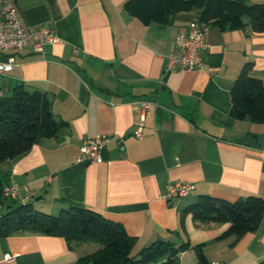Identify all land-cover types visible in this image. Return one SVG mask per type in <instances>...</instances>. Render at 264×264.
Here are the masks:
<instances>
[{
	"label": "crops",
	"instance_id": "1",
	"mask_svg": "<svg viewBox=\"0 0 264 264\" xmlns=\"http://www.w3.org/2000/svg\"><path fill=\"white\" fill-rule=\"evenodd\" d=\"M15 1L27 30L42 26L61 38L46 43L43 53L30 39L0 54L1 60L15 58L13 69L0 73V96L17 87L39 90L60 121L56 135L0 163L2 177L29 187L24 202L53 214L73 205L95 210L135 237V252L158 240L185 245L178 264H198V248L205 264H258L264 213L254 230L234 241L220 237L228 222L199 225L183 210L203 194L264 199V121L229 113L230 90L246 62L264 83V32L252 31L245 17L242 28L210 25L202 64L166 71V56L176 50L193 11L145 24L126 10L127 0ZM141 100L156 102L144 119ZM100 133L110 136L102 160L78 161L82 140ZM175 180L194 188L163 199ZM91 247L19 231L0 237V264H76L97 249ZM5 253L13 260L4 261Z\"/></svg>",
	"mask_w": 264,
	"mask_h": 264
},
{
	"label": "trees",
	"instance_id": "2",
	"mask_svg": "<svg viewBox=\"0 0 264 264\" xmlns=\"http://www.w3.org/2000/svg\"><path fill=\"white\" fill-rule=\"evenodd\" d=\"M126 10L142 22H168L180 12L195 11L194 18L221 28H242L249 17L252 31L264 32V0H127ZM253 63L246 62L230 90L229 113L236 119L264 121V83L251 75ZM60 127L46 95L17 87L11 95L0 96V163L27 152L42 137L56 135ZM0 177V237L15 232H39L63 237L68 243H96L97 249L78 258L76 264H150L165 258L162 264H178L177 253L186 246L158 240L135 252V237L129 235L120 222L101 213L73 205L57 214L34 208L30 202L6 203ZM201 224L228 222L220 237L232 236L237 241L254 230L264 213V199L250 195L230 201L212 195H199L184 210ZM199 250L198 264H205ZM258 264H264L262 258Z\"/></svg>",
	"mask_w": 264,
	"mask_h": 264
},
{
	"label": "built area",
	"instance_id": "3",
	"mask_svg": "<svg viewBox=\"0 0 264 264\" xmlns=\"http://www.w3.org/2000/svg\"><path fill=\"white\" fill-rule=\"evenodd\" d=\"M208 23L192 18L188 21L187 30L180 32L175 40L176 50L169 52L166 56L165 70L176 68L191 70L202 64L201 50L208 44L205 36L208 31ZM33 40V47L36 51L44 52L46 43H59L61 38L52 30L39 26L27 30L15 0H0V54L9 49H22L29 40ZM15 65V58L9 55L5 60L0 59V73L10 71ZM143 110L142 119L149 113L153 104L152 100L139 101ZM142 122L136 130V135L141 136L140 129ZM110 139L107 134H96L87 136L80 144L78 161L100 162L102 160L101 150ZM194 188V184L188 181L175 180L166 185V191L162 198L166 200L178 199L187 195ZM31 196V191L27 185H19L13 178L6 180L2 187V197L5 199L25 201ZM14 254L5 253L4 261H11ZM212 264H219L214 262Z\"/></svg>",
	"mask_w": 264,
	"mask_h": 264
},
{
	"label": "rangeland",
	"instance_id": "4",
	"mask_svg": "<svg viewBox=\"0 0 264 264\" xmlns=\"http://www.w3.org/2000/svg\"><path fill=\"white\" fill-rule=\"evenodd\" d=\"M195 11H193V14L195 15V13H194ZM248 16H245V19L246 20H248ZM0 168H2V165H0ZM0 173H1V169H0ZM4 175V173H2V174H0V177H2ZM8 200H6V202H7ZM6 209H7V207L4 205L2 208H0V212H5L6 211ZM91 248H90V250L89 251H91L92 249H93V246H94V249H96L95 248V246L96 247H98V245L96 244V243H91Z\"/></svg>",
	"mask_w": 264,
	"mask_h": 264
}]
</instances>
